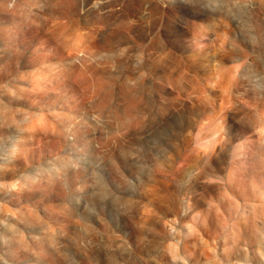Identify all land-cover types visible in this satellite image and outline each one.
<instances>
[{
	"label": "rangeland",
	"instance_id": "rangeland-1",
	"mask_svg": "<svg viewBox=\"0 0 264 264\" xmlns=\"http://www.w3.org/2000/svg\"><path fill=\"white\" fill-rule=\"evenodd\" d=\"M0 264H264V0H0Z\"/></svg>",
	"mask_w": 264,
	"mask_h": 264
}]
</instances>
